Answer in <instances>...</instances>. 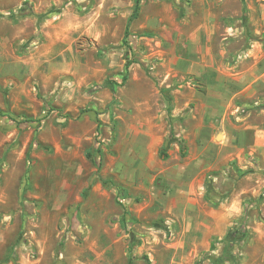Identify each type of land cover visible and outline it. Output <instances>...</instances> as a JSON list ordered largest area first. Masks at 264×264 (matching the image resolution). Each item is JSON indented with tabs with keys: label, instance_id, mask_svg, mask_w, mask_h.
I'll use <instances>...</instances> for the list:
<instances>
[{
	"label": "rangeland",
	"instance_id": "374dc122",
	"mask_svg": "<svg viewBox=\"0 0 264 264\" xmlns=\"http://www.w3.org/2000/svg\"><path fill=\"white\" fill-rule=\"evenodd\" d=\"M0 264H264V0H0Z\"/></svg>",
	"mask_w": 264,
	"mask_h": 264
},
{
	"label": "trees",
	"instance_id": "16d2710c",
	"mask_svg": "<svg viewBox=\"0 0 264 264\" xmlns=\"http://www.w3.org/2000/svg\"><path fill=\"white\" fill-rule=\"evenodd\" d=\"M135 16V15H134ZM127 78H128V75L127 74H125L124 76H123V81H126L127 80ZM162 155L163 156H168V154L165 152V148H163L162 149ZM88 156H90V157H92V153L91 152H89L88 153ZM244 231H240L239 230V232L238 233H231V234H229L228 235V246H227V248H226V255L224 256L225 258H231V252H230V250H231V248H232V244H233V239H232V236H236L237 237V235L238 236H244Z\"/></svg>",
	"mask_w": 264,
	"mask_h": 264
},
{
	"label": "crops",
	"instance_id": "0c3cea01",
	"mask_svg": "<svg viewBox=\"0 0 264 264\" xmlns=\"http://www.w3.org/2000/svg\"><path fill=\"white\" fill-rule=\"evenodd\" d=\"M237 74H239V75H238L239 77H241V75H242V73H237Z\"/></svg>",
	"mask_w": 264,
	"mask_h": 264
}]
</instances>
